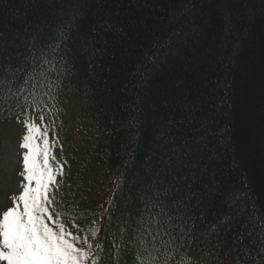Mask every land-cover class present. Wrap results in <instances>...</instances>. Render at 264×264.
<instances>
[{
  "label": "trees",
  "instance_id": "trees-1",
  "mask_svg": "<svg viewBox=\"0 0 264 264\" xmlns=\"http://www.w3.org/2000/svg\"><path fill=\"white\" fill-rule=\"evenodd\" d=\"M0 37L14 65L51 61L35 102L0 105V135L47 129L50 211L74 234L97 218L96 260L166 177L180 211L152 264H264V0H0Z\"/></svg>",
  "mask_w": 264,
  "mask_h": 264
},
{
  "label": "snow or ice",
  "instance_id": "snow-or-ice-1",
  "mask_svg": "<svg viewBox=\"0 0 264 264\" xmlns=\"http://www.w3.org/2000/svg\"><path fill=\"white\" fill-rule=\"evenodd\" d=\"M50 40L51 43L45 47L51 52H57L64 43L63 33L60 36L53 34ZM3 45V38L0 37V105L11 102L17 107H23L21 99L29 104L35 102L40 92L45 87H50L44 79L47 72L42 69L44 64H50L51 61L43 59L41 62V58L45 56L44 49H41L39 57H32L40 67L35 64L20 67L12 62V50ZM39 119L42 122L44 117L40 116ZM24 126L27 134L23 137L20 147L28 149V152L23 155L21 174L27 183L22 185L23 191L15 197V206L4 211L0 218V262L86 264L92 259L93 264H106L103 258L96 260L93 253L94 247L102 252L103 246L99 241L95 245L90 242L100 231L95 216L84 224H71V227L77 230L74 234L68 230V222L62 221L59 212L54 208L50 211L53 205L49 196L50 186L56 185L57 172L62 175L63 170H54L50 163L55 161L56 157L52 155L47 129L42 131L30 119H25ZM37 136L42 143L36 142ZM163 179H158L155 187H150L140 196L141 206L135 214L130 213L128 219H116L115 224L117 231L122 234V242L113 245L117 251L115 256L109 259L113 260L114 264H127L124 259L126 256L132 257V264H152L153 253L159 252L160 246L167 249L174 242L173 213L180 211L181 201L168 187H163ZM252 207L255 209V204ZM257 211L260 212V220L264 221V209ZM98 215L101 218L107 215L108 227H112L111 213L107 209ZM253 215V211L247 213L249 223L253 222ZM239 223L243 224V221ZM166 237L168 239H165ZM124 239H127V244L123 243Z\"/></svg>",
  "mask_w": 264,
  "mask_h": 264
},
{
  "label": "rangeland",
  "instance_id": "rangeland-1",
  "mask_svg": "<svg viewBox=\"0 0 264 264\" xmlns=\"http://www.w3.org/2000/svg\"><path fill=\"white\" fill-rule=\"evenodd\" d=\"M26 133L27 129L17 122L0 135V218L4 211L15 206V197L23 191L22 185L27 183L21 173L23 155L28 149L20 147Z\"/></svg>",
  "mask_w": 264,
  "mask_h": 264
}]
</instances>
